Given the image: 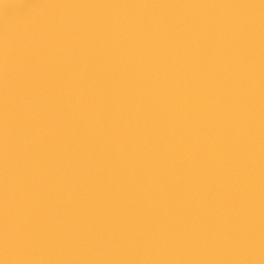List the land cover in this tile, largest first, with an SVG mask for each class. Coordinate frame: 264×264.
Wrapping results in <instances>:
<instances>
[{
    "label": "water",
    "instance_id": "water-1",
    "mask_svg": "<svg viewBox=\"0 0 264 264\" xmlns=\"http://www.w3.org/2000/svg\"><path fill=\"white\" fill-rule=\"evenodd\" d=\"M0 257L264 264L261 0H0Z\"/></svg>",
    "mask_w": 264,
    "mask_h": 264
},
{
    "label": "clouds",
    "instance_id": "clouds-1",
    "mask_svg": "<svg viewBox=\"0 0 264 264\" xmlns=\"http://www.w3.org/2000/svg\"><path fill=\"white\" fill-rule=\"evenodd\" d=\"M264 3V0H261ZM0 264H9V261L5 257H0Z\"/></svg>",
    "mask_w": 264,
    "mask_h": 264
},
{
    "label": "snow or ice",
    "instance_id": "snow-or-ice-1",
    "mask_svg": "<svg viewBox=\"0 0 264 264\" xmlns=\"http://www.w3.org/2000/svg\"><path fill=\"white\" fill-rule=\"evenodd\" d=\"M261 6L264 7V3H261Z\"/></svg>",
    "mask_w": 264,
    "mask_h": 264
}]
</instances>
